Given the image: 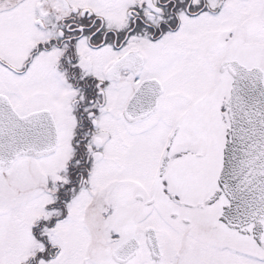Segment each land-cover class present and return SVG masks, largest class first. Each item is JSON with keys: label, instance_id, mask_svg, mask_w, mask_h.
Listing matches in <instances>:
<instances>
[{"label": "snow or ice", "instance_id": "6c2138e0", "mask_svg": "<svg viewBox=\"0 0 264 264\" xmlns=\"http://www.w3.org/2000/svg\"><path fill=\"white\" fill-rule=\"evenodd\" d=\"M0 264H264V0H0Z\"/></svg>", "mask_w": 264, "mask_h": 264}]
</instances>
